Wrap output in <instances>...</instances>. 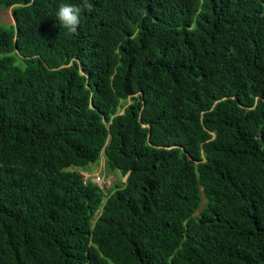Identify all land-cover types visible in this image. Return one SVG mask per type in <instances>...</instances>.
Masks as SVG:
<instances>
[{
    "label": "trees",
    "instance_id": "1",
    "mask_svg": "<svg viewBox=\"0 0 264 264\" xmlns=\"http://www.w3.org/2000/svg\"><path fill=\"white\" fill-rule=\"evenodd\" d=\"M0 7V264H264V0Z\"/></svg>",
    "mask_w": 264,
    "mask_h": 264
},
{
    "label": "clouds",
    "instance_id": "2",
    "mask_svg": "<svg viewBox=\"0 0 264 264\" xmlns=\"http://www.w3.org/2000/svg\"><path fill=\"white\" fill-rule=\"evenodd\" d=\"M84 7H87L89 10H91L92 5L85 3ZM82 11V7L67 3L61 4L56 13V18L60 21V24L64 28L75 33L80 24V14Z\"/></svg>",
    "mask_w": 264,
    "mask_h": 264
},
{
    "label": "rangeland",
    "instance_id": "3",
    "mask_svg": "<svg viewBox=\"0 0 264 264\" xmlns=\"http://www.w3.org/2000/svg\"><path fill=\"white\" fill-rule=\"evenodd\" d=\"M0 18H1L2 23L5 25H8L9 23H14L12 7H9V8H1L0 7ZM128 103H129V101L126 104H128ZM120 112H123V110ZM108 170L109 169L106 167V163H105V157H104V155H102L99 165L95 166L93 168V172H91V173L95 172L94 174H99L101 171V172H105L106 174H108L109 173ZM110 174H111V172H110ZM115 174L117 175V176L115 175V177H116L115 182L116 183L121 182V181H123V182L126 181L127 176H123V178H122L120 175L121 173L117 172V171H115ZM88 179H90V178H88ZM112 187L113 186L111 185L109 188H106V189H111ZM205 203H206V199L204 198L203 204H205Z\"/></svg>",
    "mask_w": 264,
    "mask_h": 264
},
{
    "label": "built area",
    "instance_id": "4",
    "mask_svg": "<svg viewBox=\"0 0 264 264\" xmlns=\"http://www.w3.org/2000/svg\"><path fill=\"white\" fill-rule=\"evenodd\" d=\"M81 173L85 181L89 180L88 178H90L92 181L99 184L104 191L109 190L106 188H109L111 185L113 186V183L116 178L113 173L106 176L105 172H101V171L99 174H94L95 172L91 173V172H86V171H83Z\"/></svg>",
    "mask_w": 264,
    "mask_h": 264
}]
</instances>
